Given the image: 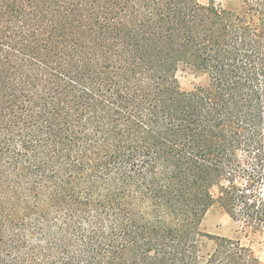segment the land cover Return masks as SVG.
I'll list each match as a JSON object with an SVG mask.
<instances>
[{
	"label": "trees",
	"instance_id": "obj_1",
	"mask_svg": "<svg viewBox=\"0 0 264 264\" xmlns=\"http://www.w3.org/2000/svg\"><path fill=\"white\" fill-rule=\"evenodd\" d=\"M217 202L264 236V0H0V264H259Z\"/></svg>",
	"mask_w": 264,
	"mask_h": 264
},
{
	"label": "rangeland",
	"instance_id": "obj_2",
	"mask_svg": "<svg viewBox=\"0 0 264 264\" xmlns=\"http://www.w3.org/2000/svg\"><path fill=\"white\" fill-rule=\"evenodd\" d=\"M210 0H200L207 4ZM219 4H226L228 0H216ZM179 80L183 89H192L201 81V77H195L190 70H181ZM202 228L209 234L238 238L241 243L250 248L259 259V264H264V236L262 232L253 231L243 222L234 220L222 207L220 203H215L210 207L202 222ZM214 244L208 240V247Z\"/></svg>",
	"mask_w": 264,
	"mask_h": 264
}]
</instances>
